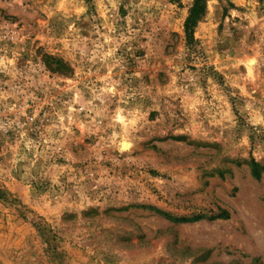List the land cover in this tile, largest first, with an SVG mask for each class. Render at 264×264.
Wrapping results in <instances>:
<instances>
[{
    "label": "rangeland",
    "instance_id": "1",
    "mask_svg": "<svg viewBox=\"0 0 264 264\" xmlns=\"http://www.w3.org/2000/svg\"><path fill=\"white\" fill-rule=\"evenodd\" d=\"M193 1L0 0V264H264V0Z\"/></svg>",
    "mask_w": 264,
    "mask_h": 264
},
{
    "label": "trees",
    "instance_id": "2",
    "mask_svg": "<svg viewBox=\"0 0 264 264\" xmlns=\"http://www.w3.org/2000/svg\"><path fill=\"white\" fill-rule=\"evenodd\" d=\"M203 11H204V0H194L189 9L186 20L184 22V30H185V33L188 39L192 38V30L195 27L197 21L200 19L201 15L203 14ZM262 171H264V167L260 169L257 163L254 160H252L251 169H250L251 176L257 179L260 177V173ZM217 217L228 218L229 213L227 211H222L219 215H217ZM199 218H200L199 216H196L190 219H183V218L173 219V221L174 222H191Z\"/></svg>",
    "mask_w": 264,
    "mask_h": 264
},
{
    "label": "bare ground",
    "instance_id": "3",
    "mask_svg": "<svg viewBox=\"0 0 264 264\" xmlns=\"http://www.w3.org/2000/svg\"><path fill=\"white\" fill-rule=\"evenodd\" d=\"M124 141H126V142H124V145L127 144V147H129V142L127 140H124Z\"/></svg>",
    "mask_w": 264,
    "mask_h": 264
}]
</instances>
